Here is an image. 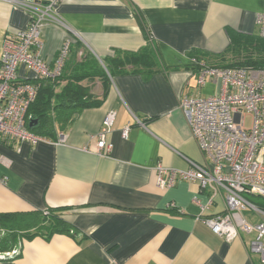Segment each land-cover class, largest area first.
I'll list each match as a JSON object with an SVG mask.
<instances>
[{"label":"crops","instance_id":"1","mask_svg":"<svg viewBox=\"0 0 264 264\" xmlns=\"http://www.w3.org/2000/svg\"><path fill=\"white\" fill-rule=\"evenodd\" d=\"M18 1L0 0V55L5 38L27 25ZM263 11V0H56V20L39 37L52 63L69 40V52L79 43L101 66L124 52L151 48L161 70L146 78L116 72L103 102L84 108L60 143V137L33 145L0 142V174L6 177L0 214L47 210L76 231L75 237H22L11 249L0 248V264H263L250 251L251 235L225 241L204 224L223 212V193L184 179L161 188L154 170L158 163L186 168L184 157L202 158L179 107L185 96L215 90L212 82L197 85L195 58L213 65L229 59L231 42L259 36L256 15ZM223 53L229 54L220 59ZM18 72L25 74L23 67ZM87 85L101 95L97 78ZM109 111L112 148L101 156L94 149ZM241 215L261 220L251 209Z\"/></svg>","mask_w":264,"mask_h":264},{"label":"built area","instance_id":"2","mask_svg":"<svg viewBox=\"0 0 264 264\" xmlns=\"http://www.w3.org/2000/svg\"><path fill=\"white\" fill-rule=\"evenodd\" d=\"M17 4L26 12L28 22L14 38H5L2 43L0 142L13 140L33 145L48 139L26 128L27 107L36 97L37 82L59 74L70 41L64 42L59 59L52 63L43 55L39 37L43 26L56 20L53 13L56 0H20ZM256 22L258 35L264 40V11L256 15ZM198 65L197 85L212 82L215 90L209 95L185 96L179 107L202 158L194 161L184 157L186 168L158 163L154 169L156 183L169 188L177 179H184L197 182L201 189L210 188L214 195L223 193V212L204 218V224L225 241L242 233L251 235L250 251L264 264V209L248 198L254 195L264 198V67H215L201 62ZM19 67L25 71L23 76ZM113 118L114 112L109 111L102 119L94 149L98 155H106L112 148L107 136ZM130 126L128 123L121 129L123 139L127 138ZM5 183L6 177L0 174V185ZM246 209L253 210L261 220L252 223L244 219L241 213ZM47 214L44 210L43 215Z\"/></svg>","mask_w":264,"mask_h":264},{"label":"trees","instance_id":"3","mask_svg":"<svg viewBox=\"0 0 264 264\" xmlns=\"http://www.w3.org/2000/svg\"><path fill=\"white\" fill-rule=\"evenodd\" d=\"M152 51L149 48L136 53L124 52L101 66L91 53L83 50L79 43H75L63 58L59 74L37 82L36 97L26 110V128L38 136L51 141L57 140L84 108L98 106L103 102L110 86V77L116 72H143L146 78L161 70V67L155 66ZM231 51L229 59L216 65L195 58L198 69L199 62L215 67H264V40L259 36H239L231 42ZM226 54H219L218 57L225 58ZM95 78L102 87L100 96H95L87 85ZM248 198L253 204L264 209L263 197L254 195ZM0 231V248L9 249L22 237L41 235L48 239L54 233L76 236V231L69 223L59 214L51 213H33L27 216L0 214Z\"/></svg>","mask_w":264,"mask_h":264},{"label":"rangeland","instance_id":"4","mask_svg":"<svg viewBox=\"0 0 264 264\" xmlns=\"http://www.w3.org/2000/svg\"><path fill=\"white\" fill-rule=\"evenodd\" d=\"M91 85H93V84H91ZM248 121H249V119L246 118V119H245V123H246V125H248ZM102 156H104V155H102Z\"/></svg>","mask_w":264,"mask_h":264},{"label":"water","instance_id":"5","mask_svg":"<svg viewBox=\"0 0 264 264\" xmlns=\"http://www.w3.org/2000/svg\"><path fill=\"white\" fill-rule=\"evenodd\" d=\"M61 136H63V135L61 134Z\"/></svg>","mask_w":264,"mask_h":264}]
</instances>
